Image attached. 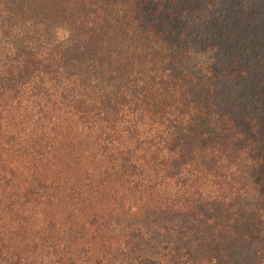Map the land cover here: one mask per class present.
Returning <instances> with one entry per match:
<instances>
[{
  "label": "trees",
  "instance_id": "16d2710c",
  "mask_svg": "<svg viewBox=\"0 0 264 264\" xmlns=\"http://www.w3.org/2000/svg\"><path fill=\"white\" fill-rule=\"evenodd\" d=\"M259 239L264 0H0V264H260Z\"/></svg>",
  "mask_w": 264,
  "mask_h": 264
},
{
  "label": "rangeland",
  "instance_id": "374dc122",
  "mask_svg": "<svg viewBox=\"0 0 264 264\" xmlns=\"http://www.w3.org/2000/svg\"><path fill=\"white\" fill-rule=\"evenodd\" d=\"M262 230H260V232H261ZM263 232V231H262ZM257 235H258V237L260 236L261 237V233H260V235L257 233ZM255 243H256V245H254V248H257V249H260L259 251H261V253H262V251H263V249H264V246H263V242H261L260 241V239L259 240H255ZM260 264H264V262H260Z\"/></svg>",
  "mask_w": 264,
  "mask_h": 264
}]
</instances>
